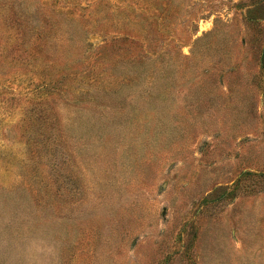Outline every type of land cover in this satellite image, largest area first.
Listing matches in <instances>:
<instances>
[{"label": "rangeland", "instance_id": "obj_1", "mask_svg": "<svg viewBox=\"0 0 264 264\" xmlns=\"http://www.w3.org/2000/svg\"><path fill=\"white\" fill-rule=\"evenodd\" d=\"M0 264H264V0H0Z\"/></svg>", "mask_w": 264, "mask_h": 264}]
</instances>
